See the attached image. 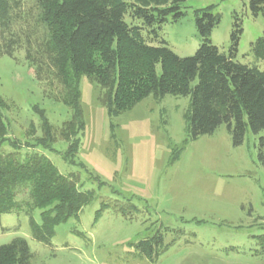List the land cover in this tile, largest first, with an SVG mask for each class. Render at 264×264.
<instances>
[{
    "label": "rangeland",
    "instance_id": "obj_1",
    "mask_svg": "<svg viewBox=\"0 0 264 264\" xmlns=\"http://www.w3.org/2000/svg\"><path fill=\"white\" fill-rule=\"evenodd\" d=\"M9 2L8 23L0 27V41L6 44L0 54V95L7 103L2 109L7 138L22 142L17 156L44 153L81 190L93 192V198L79 217L58 224L44 241L33 236L30 224L31 217L40 222V209L30 212L23 206L0 213V246L25 238L30 264H264L256 238L264 234V165L258 158L264 132L255 134L248 127L244 142L236 146L223 123L211 134L192 138L186 117L190 95H151L110 117L102 101L106 91L83 75L85 129L77 134L81 146L75 163L66 161L69 143L60 130L72 109L63 102L66 86L51 61V32L42 18V3ZM208 6L221 18L211 36L213 44L229 53L234 22L240 17L237 60L264 70V60L252 51V43L264 35V16L252 15L250 0H185V14L156 27L158 38L152 33V44L165 40L177 55H193L201 42L195 10ZM125 20L141 22L129 14ZM43 109L57 132L53 150L36 144L43 136ZM68 134L71 141L76 138ZM175 150L180 152L173 160ZM13 151L8 140L0 144V153ZM27 190L18 189L19 201L28 200ZM159 232L162 253L151 260L136 243Z\"/></svg>",
    "mask_w": 264,
    "mask_h": 264
},
{
    "label": "trees",
    "instance_id": "obj_2",
    "mask_svg": "<svg viewBox=\"0 0 264 264\" xmlns=\"http://www.w3.org/2000/svg\"><path fill=\"white\" fill-rule=\"evenodd\" d=\"M40 1L43 21L51 32V61L66 86L63 102L72 109L71 119L60 130L69 143L64 155L66 161L75 163L81 146L77 134L85 129L80 90L83 75L97 81L106 91L102 101L110 117L133 108L151 95L157 98L168 94L190 95L191 108L186 117L190 120L192 138L211 134L223 123L236 146L244 142L248 127L255 134L264 132V70L237 60L243 32L240 17L235 19L232 44L229 53H225L211 40L220 16L211 6L196 9L200 46L193 55L181 57L165 40L155 45L150 37L153 33L158 38L156 27L176 22L185 14L182 10L185 0ZM9 8V0H0V27L8 23ZM250 8L254 17L264 16V0H250ZM126 14L141 21L140 24L128 23ZM4 45L0 41V54ZM252 51L264 60V35L252 43ZM7 53L12 51L7 49ZM40 69L36 70L39 76ZM5 107L7 103L0 95V144L8 140L14 148L13 152L0 153V213L23 206L30 212L40 209V222L31 217L32 233L38 240H49L58 224L79 217L82 208L92 200L93 192L81 190L74 178L61 173L44 153L32 151L24 157L17 156L16 150L22 142L7 138L8 125L2 112ZM39 112L43 136L36 139V144L53 150L51 145L57 132L45 110ZM68 132L76 135L73 141ZM179 152L175 150L173 160ZM258 158L264 165V134L258 140ZM20 187L28 189L26 202L19 201ZM256 238L264 250V234ZM163 243V234L159 232L136 243V248L143 256L155 260L162 253ZM30 257L25 238L17 237L0 246V264H30Z\"/></svg>",
    "mask_w": 264,
    "mask_h": 264
}]
</instances>
